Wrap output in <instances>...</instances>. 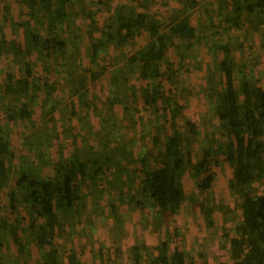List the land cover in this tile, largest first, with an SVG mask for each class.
Wrapping results in <instances>:
<instances>
[{"label":"trees","instance_id":"16d2710c","mask_svg":"<svg viewBox=\"0 0 264 264\" xmlns=\"http://www.w3.org/2000/svg\"><path fill=\"white\" fill-rule=\"evenodd\" d=\"M16 1L20 7L26 8L27 31L20 41L9 42L0 37V59L4 55L12 56L16 66L14 71L5 70L0 81V105L8 100V104L0 108L4 120H24L32 117L35 112L38 114L40 109L41 114L43 111L44 115L51 117L54 107L51 106L48 111L39 108L34 101L38 98L36 94L43 89L45 96L42 103L49 102L56 85L52 77L61 61L68 62L71 46L77 39L75 30L84 31L77 20L85 18L89 19L84 33L89 40L93 63H97L101 48L109 44L121 47L143 32L150 33L151 40L127 60L129 65L135 62L139 64V73L136 74L139 85L130 86L131 99L136 112L142 110L139 109L141 105L151 109L154 114L164 109L169 120L157 125L150 146L153 148H148L140 156L139 164L132 167L130 164L133 158L128 151L123 150L120 159L111 153L109 157L99 161L95 157L82 156L64 159L61 154L57 157L55 154L34 170L32 159L27 154L29 149L26 147L29 145L24 143L16 157L13 140L0 130V233L5 235V239L8 236L14 246L7 245L5 251L4 245L0 244V264H31L27 259L26 245L30 234H34L33 243L43 246L47 251L42 255L40 264H58L53 251L48 252V247L53 244L61 217L71 215L81 199L83 189L89 183V166L92 167L94 178L99 173L102 174V171L112 172L115 167L113 180L115 179L116 185L126 174L131 176L137 171L139 185L134 189L135 196L133 195L136 204L145 207L139 197L143 195L150 198L164 221L176 215L183 203L189 200L183 177L192 174L197 188L201 190L200 208L207 218L210 217L214 211L208 203L209 189L215 178L213 165L217 164L218 157L223 154L222 142L218 140L221 137L229 141L226 159L234 165L232 189L239 196L238 207L244 222L237 229L238 234L228 238L230 257L233 264H264V194L256 195L250 188L258 179H264V87L250 71L237 80L238 66L234 55L236 48L231 42L218 48L220 42L216 37L220 29L228 31L232 27H241L254 13L264 24V0H227V7H223L221 3V8L227 9L224 21L220 20L217 24L201 20L197 25L191 17L186 16V12L198 7L204 0H184L183 7L173 11L171 30H163L160 20L145 12L114 15L113 21L100 29L95 24L93 12L89 11L87 0ZM6 10L4 0H0V16ZM72 23L73 30L70 27ZM100 32L105 34L104 40L102 35H98ZM199 39L213 52L214 69L209 70L213 75L207 77L206 96L215 105L218 138L216 134L212 135L211 145L198 150L195 158L192 144L196 143L198 135L196 123L186 120L182 131L171 129L168 124L169 122L171 125L175 120L172 102L178 101L173 95L178 93L176 85L180 79L177 70L171 67L174 61L167 57V51L169 45L176 40H181L187 44V48H191ZM238 46L242 49L243 44L239 43ZM36 49L41 52V62L35 57ZM180 59L185 62L184 57L181 56ZM163 65L166 69H163ZM38 67L44 76L35 75V68ZM181 68L187 70L188 65L182 64ZM212 76L216 77V87L212 85ZM117 79L118 77L111 76V80ZM121 79L122 76L119 80ZM84 82L83 78L75 93L85 88ZM124 98L123 92L110 99L109 104L121 102ZM162 101L166 103L163 108L160 105ZM93 104L95 105L91 99H83L85 108L91 109ZM71 134L73 133L70 136ZM89 153L95 154V148L92 147L88 155ZM13 158L18 159L19 167L16 171L11 168ZM108 158L113 160V167L107 162ZM47 165L54 167V174L46 169ZM115 190L120 194L124 192L118 188ZM142 248L145 246H135L134 264H190L184 251L178 248L169 250L168 241L162 242L156 255L151 252L143 253ZM12 249L15 250V256L10 259ZM66 263L83 264L73 251L68 255Z\"/></svg>","mask_w":264,"mask_h":264},{"label":"rangeland","instance_id":"374dc122","mask_svg":"<svg viewBox=\"0 0 264 264\" xmlns=\"http://www.w3.org/2000/svg\"><path fill=\"white\" fill-rule=\"evenodd\" d=\"M227 0H204L196 8L189 9L186 16L191 17L197 25L202 21L217 23L225 19ZM89 11L93 12L96 26L100 29L113 21L114 15L145 12L155 15L163 24V30H171L173 11L183 7L184 0H87ZM6 11L0 16V37L7 41H20L27 31L28 15L25 7H20L16 0H4ZM125 11V12H122ZM89 19H78L77 24L85 31ZM72 30L74 24L70 25ZM81 29V28H80ZM83 32L77 33V39L71 46L68 62L61 61L52 81L56 84L49 102L42 103L45 91L37 93V105L44 111L54 107L51 117L35 112L24 120H4L0 114V130L13 140L15 156H19V148L27 144V154L32 159V167L39 165L56 154L64 159L76 156L97 158V161L109 157L112 153L120 159L123 150L133 158L131 165L139 164L140 156L148 150L155 134V128L161 121L169 120L163 109L154 114L151 109L142 105L136 112L131 99L130 86L139 85L136 74L139 73L137 62L129 65V56L143 47L151 35L143 32L132 42L121 47L109 44L100 49L97 63L91 62L89 40ZM72 33V31H71ZM42 35L45 36L43 32ZM70 34V32H68ZM103 40L105 34L100 32ZM80 37V38H79ZM218 48L231 42L236 48L237 80L247 72H253L264 87V24L257 14H252L241 27H232L228 31L220 29L217 33ZM203 40V39H202ZM205 42V40H204ZM243 44L242 49L238 44ZM37 61L41 62V52L35 51ZM221 55H224L221 52ZM185 58L181 60L180 57ZM167 57L174 61L173 69L178 73V93L173 101L175 120L169 127L182 131L185 121H194L198 128L196 143L192 144L194 157L198 150L211 145V136L218 138L217 118L214 104L206 96L207 77L214 69L213 52L200 41L191 48L181 40L170 44ZM200 62V65H199ZM185 63L188 69L181 68ZM166 64V63H165ZM176 64V65H175ZM192 64V65H191ZM20 65V63H19ZM175 65V66H174ZM191 65V66H190ZM213 66V67H212ZM210 67V69H209ZM23 68V62H22ZM166 66L163 65V69ZM189 68H191L189 70ZM15 70L12 56L4 55L0 59V81L5 70ZM36 76H44L40 67L35 68ZM111 76L118 77L117 81ZM122 76V79L119 80ZM212 85L217 86L216 77L212 76ZM85 79V88L75 93L80 81ZM47 79V76H45ZM215 80V81H214ZM125 98L113 105L109 100L121 95ZM49 93V92H48ZM88 98L95 103L92 108L83 106V99ZM8 104H1L4 107ZM165 102L160 105L163 108ZM181 104L182 106H180ZM140 105V102H139ZM170 112V111H169ZM169 114V113H168ZM170 115V114H169ZM167 116V117H166ZM71 134L70 136V133ZM40 136V137H39ZM74 136V137H73ZM76 136V138H75ZM194 140V141H195ZM222 142L221 156L213 165L215 178L209 189V205L213 209L210 217L200 208L201 190L192 174H186L183 182L189 194V200L183 203L180 211L167 220L157 212L150 198L139 197L145 207L136 204L134 189L139 185L137 171L132 169L131 176L126 174L122 181L115 184L113 160L107 161L112 168L93 177L92 167H88L89 183L82 192V197L74 207L71 215L63 216L57 226L53 244L48 252L53 251L58 264H67L68 255L73 251L83 264H134L135 246L144 245L143 253L159 252L163 241L169 242V250L178 248L187 254L188 262L195 264H233L229 253V237L238 234V228L244 225L239 209V196L232 189L234 165L226 159L229 141L225 137L218 138ZM30 141V144H29ZM77 145V146H76ZM94 147L96 153L88 151ZM95 155V156H94ZM11 168L16 171L18 159L11 160ZM129 165V164H127ZM51 174L54 167L46 166ZM105 169V168H104ZM103 169V170H104ZM122 189L120 194L115 189ZM256 195L264 194V179H258L250 186ZM39 226L36 231H38ZM0 233V244L6 251L11 240ZM34 234L27 236V259L31 264H40L47 251L43 246L33 243ZM5 241V242H4ZM30 242V243H29ZM10 259L15 250L10 251Z\"/></svg>","mask_w":264,"mask_h":264}]
</instances>
